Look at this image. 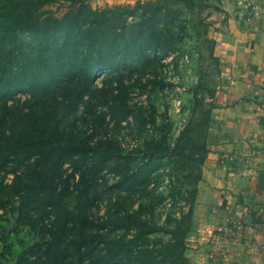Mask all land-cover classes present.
<instances>
[{"label":"rangeland","instance_id":"obj_1","mask_svg":"<svg viewBox=\"0 0 264 264\" xmlns=\"http://www.w3.org/2000/svg\"><path fill=\"white\" fill-rule=\"evenodd\" d=\"M82 1L92 9L128 5L134 14L124 19V27L108 20L95 47H86L77 32L64 27L47 37L23 30L0 40V92L7 98L3 103L0 97V150L24 131L42 136L49 155L57 145H76L77 152L71 149L61 166L48 170L53 190H64L60 196L70 206L80 199L82 211L99 222L108 215L125 222L143 201L139 213L163 231L142 237L120 226L102 232V246L115 238L134 239L152 250L147 264H156L170 242L168 229L179 218L166 199L177 174L170 154L189 121L207 118L221 83L214 35L225 0ZM69 4L58 0L46 7L61 16ZM84 83L83 94L75 96ZM149 157L157 161V172L137 173ZM29 163L40 170L50 164L46 156ZM8 169H0V264H30L36 244L51 237L46 225L52 217L21 221ZM81 173L86 177L79 183ZM192 220L184 238L186 264H193L185 255L189 231L196 227ZM93 233L90 228L87 236L97 238ZM94 245L89 242L84 251Z\"/></svg>","mask_w":264,"mask_h":264},{"label":"trees","instance_id":"obj_2","mask_svg":"<svg viewBox=\"0 0 264 264\" xmlns=\"http://www.w3.org/2000/svg\"><path fill=\"white\" fill-rule=\"evenodd\" d=\"M56 1L58 0H0V40L13 38L16 32L23 30H30L37 36L47 37L64 27L69 33L72 29L77 32L86 47H95L101 44L108 20L112 18L113 24L124 27V19L134 14L128 5L92 9L82 0H70L69 9L58 16L46 7ZM123 15L124 18L121 19ZM85 85L82 84L75 96L83 94ZM4 95L0 92L3 103L7 99ZM209 121L210 110L207 118L189 121L181 132L177 146L170 154L176 163L174 169L177 170V174L175 178L170 179L169 195L166 199L169 203L168 209L177 211L179 218H174L168 229L170 242L166 245L163 258L156 259V264H179V262L186 264L182 261L185 260L184 238L188 231V221L192 216L201 164L207 152L206 135ZM75 146L74 144L57 145L49 155L44 153L46 144L42 136L24 131L14 136L0 150V169L8 165V172L13 174L8 187L13 196L17 197L21 221L42 223L45 217H52L49 226L46 225L51 237L43 244H36L38 252L30 264H130V262L147 264L146 260L152 253L148 245L143 243L136 245L134 239L125 242L122 238H115L108 242L109 246L103 247L101 236L103 231L107 235L120 226L137 231L136 236L142 237L152 232L163 231L162 228L155 226V221H149L141 216L139 212L146 205L143 201H139L137 208L127 213L125 222L117 221L111 215H108L104 222H99L82 211L80 199L70 206L69 203H65L64 196H60L62 193L64 195V190L60 191V188L58 191L55 190L56 188L53 190V175L48 173V170L54 166V171L61 166L64 154L69 153L71 149L77 152ZM97 153L94 154L98 155ZM153 153L156 151L151 152L150 155ZM106 155L112 157L114 153L106 152ZM40 156H46L50 162L48 167L44 166V170L29 163L31 159ZM152 158L149 157L142 162L135 171L140 173L150 169L157 172L159 169L157 161ZM74 161L76 164V160ZM78 168L79 171L84 169L82 166ZM85 177L81 173L79 183H82ZM45 214L47 215L44 218L41 217ZM90 228L94 230L93 234L97 238L87 236ZM89 242H95L94 249L85 252L84 249ZM104 243L106 245V242Z\"/></svg>","mask_w":264,"mask_h":264},{"label":"crops","instance_id":"obj_3","mask_svg":"<svg viewBox=\"0 0 264 264\" xmlns=\"http://www.w3.org/2000/svg\"><path fill=\"white\" fill-rule=\"evenodd\" d=\"M243 1L225 0L214 35L221 83L212 97L193 204L196 227L185 248L193 264H264V0H253L257 11L249 23L236 16ZM241 217L242 230L223 232Z\"/></svg>","mask_w":264,"mask_h":264},{"label":"built area","instance_id":"obj_4","mask_svg":"<svg viewBox=\"0 0 264 264\" xmlns=\"http://www.w3.org/2000/svg\"><path fill=\"white\" fill-rule=\"evenodd\" d=\"M257 11V4L253 0H244L241 5L239 6L236 16L237 18L242 21L243 23H249L253 20L255 13ZM252 213L251 209H248L245 212V215L247 217H250V214ZM261 223L264 224V217L260 220ZM246 226V220L245 218H238L234 219L231 223L230 227L225 226L223 229L224 233L229 232V228H232L236 231L242 230ZM221 244L225 245L228 242V236L223 235L222 238H220ZM220 254L225 257L226 253L223 249L220 250Z\"/></svg>","mask_w":264,"mask_h":264}]
</instances>
